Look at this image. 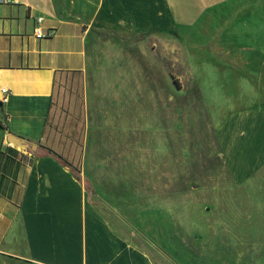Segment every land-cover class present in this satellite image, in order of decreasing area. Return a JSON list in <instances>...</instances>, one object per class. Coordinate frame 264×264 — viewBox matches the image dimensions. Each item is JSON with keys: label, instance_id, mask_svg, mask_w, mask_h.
I'll return each mask as SVG.
<instances>
[{"label": "rangeland", "instance_id": "374dc122", "mask_svg": "<svg viewBox=\"0 0 264 264\" xmlns=\"http://www.w3.org/2000/svg\"><path fill=\"white\" fill-rule=\"evenodd\" d=\"M198 28L93 29L86 69L60 79L49 124L90 201L155 264H264V167L236 185L216 139L228 112L254 95L264 105V76L236 82L205 57Z\"/></svg>", "mask_w": 264, "mask_h": 264}, {"label": "crops", "instance_id": "0c3cea01", "mask_svg": "<svg viewBox=\"0 0 264 264\" xmlns=\"http://www.w3.org/2000/svg\"><path fill=\"white\" fill-rule=\"evenodd\" d=\"M263 20L264 0H0V89H8L0 104V264H155L90 201L86 180L7 140L11 134L65 160V133L49 124L51 104L60 79L86 69L93 29L149 37L205 27V57L223 60L236 82L257 84ZM256 97L248 107L230 106L216 129L236 185L264 167V105L256 107Z\"/></svg>", "mask_w": 264, "mask_h": 264}, {"label": "trees", "instance_id": "16d2710c", "mask_svg": "<svg viewBox=\"0 0 264 264\" xmlns=\"http://www.w3.org/2000/svg\"><path fill=\"white\" fill-rule=\"evenodd\" d=\"M0 128H3L1 122H0ZM32 154L36 157H45V156H49V157H53L54 159L57 160V162L62 165V166H66L69 167L71 173L74 175V177L78 180H80V176L77 172V170H75L72 166H70L60 155H57L56 153H54L51 149L49 148H42V147H38V149L34 152H32ZM85 189L87 190V192H90V187L89 184L87 182H85Z\"/></svg>", "mask_w": 264, "mask_h": 264}, {"label": "built area", "instance_id": "2783aa9c", "mask_svg": "<svg viewBox=\"0 0 264 264\" xmlns=\"http://www.w3.org/2000/svg\"><path fill=\"white\" fill-rule=\"evenodd\" d=\"M43 21V18L39 17L36 19L35 26L33 28V34L36 38H43L45 37V32L43 31L41 27V23ZM8 102V89L7 88H1L0 89V104L4 105Z\"/></svg>", "mask_w": 264, "mask_h": 264}, {"label": "water", "instance_id": "95a60500", "mask_svg": "<svg viewBox=\"0 0 264 264\" xmlns=\"http://www.w3.org/2000/svg\"><path fill=\"white\" fill-rule=\"evenodd\" d=\"M7 140L15 147L25 148V149H29L31 151H35L37 148V145L29 144L25 140L20 139V138L13 136L11 134H8Z\"/></svg>", "mask_w": 264, "mask_h": 264}]
</instances>
